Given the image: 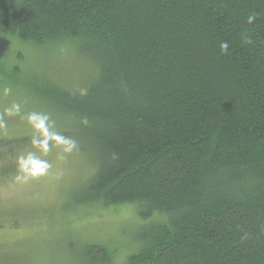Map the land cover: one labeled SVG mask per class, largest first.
Wrapping results in <instances>:
<instances>
[{"label":"trees","instance_id":"trees-1","mask_svg":"<svg viewBox=\"0 0 264 264\" xmlns=\"http://www.w3.org/2000/svg\"><path fill=\"white\" fill-rule=\"evenodd\" d=\"M3 37L87 66L77 89L29 85L85 139L77 200L134 206L122 264H264V0H0Z\"/></svg>","mask_w":264,"mask_h":264},{"label":"rangeland","instance_id":"rangeland-1","mask_svg":"<svg viewBox=\"0 0 264 264\" xmlns=\"http://www.w3.org/2000/svg\"><path fill=\"white\" fill-rule=\"evenodd\" d=\"M0 55L21 71H0V264H79L84 244L95 242L114 244L124 263L136 241L134 206L77 200L97 170L85 139L29 85L43 75L77 89L87 66L67 49L14 37L0 38Z\"/></svg>","mask_w":264,"mask_h":264}]
</instances>
